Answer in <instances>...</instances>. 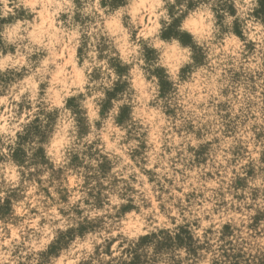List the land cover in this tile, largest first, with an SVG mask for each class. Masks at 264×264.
Instances as JSON below:
<instances>
[{
    "label": "clouds",
    "instance_id": "1",
    "mask_svg": "<svg viewBox=\"0 0 264 264\" xmlns=\"http://www.w3.org/2000/svg\"><path fill=\"white\" fill-rule=\"evenodd\" d=\"M0 264H264V0H0Z\"/></svg>",
    "mask_w": 264,
    "mask_h": 264
}]
</instances>
